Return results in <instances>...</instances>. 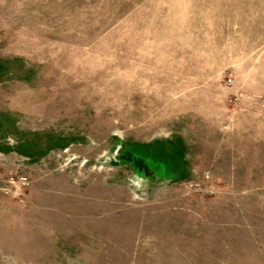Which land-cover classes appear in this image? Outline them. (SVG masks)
Segmentation results:
<instances>
[{"label": "rangeland", "instance_id": "374dc122", "mask_svg": "<svg viewBox=\"0 0 264 264\" xmlns=\"http://www.w3.org/2000/svg\"><path fill=\"white\" fill-rule=\"evenodd\" d=\"M0 264H264V0H0Z\"/></svg>", "mask_w": 264, "mask_h": 264}]
</instances>
